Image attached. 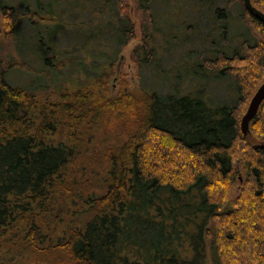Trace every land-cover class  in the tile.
Returning <instances> with one entry per match:
<instances>
[{"label":"trees","instance_id":"16d2710c","mask_svg":"<svg viewBox=\"0 0 264 264\" xmlns=\"http://www.w3.org/2000/svg\"><path fill=\"white\" fill-rule=\"evenodd\" d=\"M26 1L22 0L23 12L15 14V6L0 0V14L12 17L10 34L18 16L37 17L38 24L28 20L36 32L32 47L41 61L39 72L54 87L56 99L36 94L48 84L10 85L4 73L14 62L0 57V244L6 250L2 259L13 262L32 256V264H206L211 250L213 264H229L230 250L238 264H264V147H237L248 186L236 204L223 205L220 192L234 181L233 151L245 138L241 105L264 76V25L247 13L242 0H235L241 5V18L256 26L261 40L244 27L234 46L223 43L232 18L227 6L211 12L212 0H161L163 15L170 5L184 20L196 15L219 23V29L212 28L204 38L210 48L206 56L182 69L205 80L231 79L235 96L223 103L207 99L204 88L182 94L178 80L168 93L141 88L134 95L122 86L110 96L107 80L134 31L123 10L125 0ZM154 1L135 0L143 16L144 42L154 28ZM251 1L264 12V0ZM204 6L210 15L198 9ZM69 11L77 14L73 22L65 18ZM64 33L66 40L61 41ZM104 35L111 36L117 50H106ZM41 36L47 37L46 44ZM250 40L253 44H245ZM89 45L85 53L92 62L85 64V57L79 56ZM144 45L133 50L142 64L149 55L158 62L154 50ZM235 70L241 73L234 75ZM263 104L264 100L260 107ZM258 111L249 127L256 123ZM100 132L97 146L104 148L106 166L103 177L94 182L96 192L77 197L83 205L81 220L50 238L44 234L45 217L54 193L74 192L65 180L66 168L90 152ZM112 135L116 137L110 141ZM54 136L63 140L56 143Z\"/></svg>","mask_w":264,"mask_h":264},{"label":"rangeland","instance_id":"374dc122","mask_svg":"<svg viewBox=\"0 0 264 264\" xmlns=\"http://www.w3.org/2000/svg\"><path fill=\"white\" fill-rule=\"evenodd\" d=\"M212 1L211 12H213L214 9L225 8V6H227L228 10L231 12L232 18L228 22L229 24L226 29V39L223 42L226 46H234L235 44H238L241 39L238 35H240V32L244 30V27H250L253 33L257 37H260L256 26L249 23L245 16L241 18L242 8L238 1L232 0L228 5V0ZM26 2L32 3V0H27ZM5 3L8 5L7 7L10 8L15 6L16 10L13 9V12L11 11L12 13L17 14L23 12L22 0H5ZM66 4L67 3L65 2V6ZM135 6V0H125L123 10L130 18L134 31L132 38L121 49L115 59L113 64V76L109 77L107 80L110 96L114 97L122 86L126 87L128 91L134 95H137L141 88L148 92L151 90H157L161 93H168L174 89L173 85L175 84V81L178 80L182 85L179 88L182 94L185 92H191V89L196 91L198 88H204V93L207 96V99L210 98L211 100H217V98H219L221 99L218 101L219 103H223L228 100L231 102L233 101L235 88L234 82L231 79L224 78L217 80L214 79L213 76H210L209 80H205L197 77L198 75L196 74L192 75V72L188 73L187 70L184 71L182 69L183 67L190 68L192 65L196 64L201 57L206 56L204 52L210 51L209 43L207 44V41H205L204 38L208 36L212 28L214 30L219 29L220 25L219 23L216 24L214 18H204L200 20L199 16L197 19L196 15H189V19L184 20L183 17L179 15L180 10L178 8H173L170 5H168L166 8L167 12L163 15L165 5L163 6V2L161 0H156L152 3L150 9L152 12V23L154 28L148 32L150 34V38L144 42L141 31V18L143 16L137 11ZM62 7H64V4ZM206 8V6L201 8L198 7V9L203 12L204 16H208L209 13ZM31 15L32 14L28 15L29 17H25L23 15L22 17L18 16L19 18L17 17L13 21L10 34L9 32L12 24V17L10 19L9 16H3L0 14V48L3 49V53H0V57L3 60H11L14 62L13 66H10L11 68H7L6 66L4 78L12 86L29 87L32 85L33 87L40 86V88H43L48 84L47 87H44L45 89L38 90L36 94L40 96H43L44 94L45 96L47 95L46 97H48V99L55 100L56 97L52 94L54 87L46 82V80L42 77L43 73L39 72V70H42L41 61L32 47V43L36 41V32L34 31L33 26L29 24L28 20L31 19V22L35 24L38 23L36 21L37 17ZM76 15L75 11H69L65 18L68 21L76 20ZM161 15L162 18L160 19ZM207 20L210 22L208 23ZM195 23L196 28L193 25ZM94 24H97V20H94ZM188 26H190L192 30H189L187 28ZM40 29L43 30V27L40 26ZM8 34L9 36H7ZM67 34L68 33L63 34L61 41H64V39L66 40ZM172 36L175 37V39H171ZM213 37L214 39H217V35H211L210 38ZM41 38H43V44L48 42L46 36H41ZM242 38L245 37L243 36ZM104 39H106V42L108 43L106 45L107 51L112 52L117 50L118 47L115 43H112L110 35H104ZM73 40L76 39L73 38ZM93 40H96V38L91 39V41ZM96 42L97 41H95V43ZM143 42L146 45L143 46L145 49L149 48L150 50L151 48L154 50V55L155 58H158V62L152 59V55H149L147 62L142 64L143 61H141L140 58L133 53V50L137 46L144 44ZM245 44H253V40H250L249 43ZM95 46L100 48L97 45ZM89 47L90 45L85 49H82L79 56V58L85 57V59H82L85 64H91L92 62L90 57L85 53L90 51ZM243 65L244 63L237 64L236 69L242 67ZM179 67H181V69L177 70ZM217 67L218 66L216 65L212 66V68H214L213 70H216ZM236 72L240 71L235 70L233 74L237 75ZM257 80L259 81L256 85L251 87L250 93L246 96L245 102L241 105L239 120L244 115L249 101L255 91L264 83V76L262 75ZM250 82H252V79H250ZM60 85L65 86V83L60 82ZM28 87L27 90L29 89ZM97 137H99V141H96L95 144H90L88 147L90 152L84 154L82 157H79L66 168L65 180L67 183L71 184L70 190L72 189L74 192L69 191L67 196L63 193L62 195L61 193H54L55 198L52 208L49 210L48 216L45 217L47 229L44 230V234L50 238H56V236L60 235L62 231L67 228V226H74L81 220L83 205L77 197H85L87 194L96 192L94 182L99 180L100 177L102 178L104 175V169L106 166V159L103 151L104 148L97 146L101 140V132ZM115 137L116 136L112 135L110 141L114 140ZM119 139L124 140L125 137L119 135ZM52 140L57 143L59 140L63 139L60 138V136H54L52 137ZM85 142L88 143V140ZM263 144L264 104L259 108L256 123L254 125H250L248 134L245 136L243 141H239L237 143L236 149L233 151L235 176L233 183L227 191L225 190L226 188L220 190L222 194L221 196L223 197V205H226L227 202H230L233 205L236 204V201L241 196L243 189H245V187L247 189L248 186L242 168V163L240 162V145L243 146L242 148H252L255 145L264 147ZM4 248V244H0V264L33 263L34 259L32 256L19 257L14 259L13 262H7V260L2 259L5 257L4 254L6 252ZM224 248L225 250L230 249L229 247ZM210 252L206 255V264H213L214 258ZM236 257L233 254H230L229 250V255L227 257L228 263L238 264V257Z\"/></svg>","mask_w":264,"mask_h":264},{"label":"water","instance_id":"95a60500","mask_svg":"<svg viewBox=\"0 0 264 264\" xmlns=\"http://www.w3.org/2000/svg\"><path fill=\"white\" fill-rule=\"evenodd\" d=\"M247 13L264 25V12L253 5L251 0H242ZM264 100V83L258 87L249 101L248 107L240 120V130L243 136L249 132V124L256 116L260 104ZM264 145V144H263ZM262 145V146H263Z\"/></svg>","mask_w":264,"mask_h":264}]
</instances>
